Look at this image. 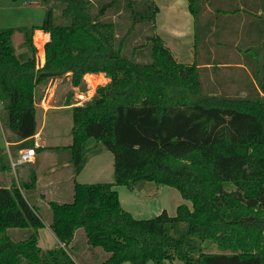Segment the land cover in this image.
Wrapping results in <instances>:
<instances>
[{"label": "trees", "instance_id": "obj_1", "mask_svg": "<svg viewBox=\"0 0 264 264\" xmlns=\"http://www.w3.org/2000/svg\"><path fill=\"white\" fill-rule=\"evenodd\" d=\"M42 1L47 5L42 22L21 29L30 54L26 60L20 61L12 46L14 30L0 29V109L6 130L24 140L20 148L33 147L36 87L70 74L72 87L85 90L86 74H104L109 81L96 88L91 101L71 108L72 141L65 148L77 175L87 161L86 140L94 138L112 153L113 182H74L70 202H50L49 228L58 245L43 251L37 230L44 223L21 191L35 188L36 175L22 186L10 174L9 154L0 149V172L9 176V186L0 187V264H76L66 248L77 229H83L87 245L109 254L102 264L175 259L264 264V55L253 94L211 95L202 91L196 65L176 62L155 35L146 38L149 61L136 60L135 50L131 58L124 55L114 23L101 20L120 0L104 2L95 15L91 0ZM54 3L61 7L56 17ZM187 3L196 22L202 0ZM123 5L132 26L152 30L158 11L153 0H123ZM36 30L48 35L42 67L32 42ZM72 97L67 93L65 105ZM140 182L173 187L191 207L177 206L174 216L163 210L135 219L121 207L114 186L133 189ZM226 183L234 189H224ZM10 228L33 232L14 242L5 235ZM204 241L219 252L205 253Z\"/></svg>", "mask_w": 264, "mask_h": 264}, {"label": "crops", "instance_id": "obj_2", "mask_svg": "<svg viewBox=\"0 0 264 264\" xmlns=\"http://www.w3.org/2000/svg\"><path fill=\"white\" fill-rule=\"evenodd\" d=\"M153 2L158 9L152 25L153 35L157 36L163 42L176 62L196 65L199 70L202 86V76L204 75V78L209 81L208 84L210 83L209 86L212 89V94H208L216 95L215 93H220L222 95H239L240 97H244L254 93V87L256 88L255 78L259 75L260 65L264 55V3H261V0H202L200 20L201 24L204 26L202 29V32H204V43L202 44L199 54L195 52L193 43L191 42V44H189V39L194 35L196 22H194V18L188 9L187 0H162L161 3H158L157 0H153ZM210 32L219 33L217 34L218 38L211 40ZM37 33L42 34L43 40L41 44L45 45L48 35L39 30L34 31L32 35L33 45L35 39L37 40ZM37 42L40 44L39 41ZM252 43L255 46L257 45L259 51L258 54L255 55L256 58H253V61L247 62L244 55ZM37 52L38 63L42 67L45 60L44 49L42 48L41 50L42 55L38 49ZM251 71L252 73L254 72L255 76L251 74ZM89 75H102L105 79L104 83L109 81L108 78L101 73L87 74L86 76ZM53 82L54 80H50L47 83L45 92H43V89L39 91L42 86L36 87L34 91L36 134L31 140L33 141V147L35 143H37V147L35 148H39V150H35V159L33 162L19 165L20 167L27 164L31 166L29 170H27V168H21L19 176L22 183L29 182L27 178H29L31 174L34 175L35 173L36 175L35 188L21 189L26 201L34 208L41 205L43 201L48 202V205L50 202L63 204L64 202H62L63 200L61 199L67 196L68 198L70 196L72 197L74 182L86 184L84 182H79L77 178L92 160H95L94 162L97 163H94L97 166V168L95 167L96 169L94 168L97 175L96 181L101 179V176H104L105 179L109 177L108 171L102 170L100 167L102 159L101 161L100 159H94L98 158V155L88 159L82 170L77 175H74L70 156L67 154V151H65L66 148L61 149V146L57 145L49 146L46 144V140L41 138L42 129L46 123V117L49 111L60 109L71 110V108L75 106V102H71V105H50L51 97H53L56 89V84L53 85ZM214 89H217V92H214ZM260 95H262V93H260ZM75 99L76 97H74L73 100L75 101ZM40 117L41 123L38 125ZM56 120L58 122L59 119L57 118ZM3 134L4 144H2V140H0V149L8 151L13 161V159H17L19 152L25 149L19 147L24 140H17L15 135L8 130L4 131ZM68 141L69 142L63 147H67L71 144L70 140ZM102 154L103 153H99V155ZM37 162L41 163L40 166H45L43 170L44 176L41 179L40 173L38 174L39 167L36 166V168H34ZM105 181L111 182L112 180ZM18 182L20 183V181ZM8 186L9 183L7 182L0 184V187ZM136 187L137 185L130 190V193H132ZM121 207L123 208V206ZM124 210L132 215L128 208ZM50 223L44 224V227L50 230ZM81 230L83 229H77L75 231L73 240L67 247L75 249L76 258L83 264H102L109 256V254L102 251V249L92 248L85 243L87 250L83 249L85 250L83 252L88 254L90 250L95 251L99 249L97 252H99L98 254L101 259L100 261H96L93 256L90 255L92 253L91 251V253L88 254V263L85 262L84 258H81L83 257L82 252L76 250L74 244L76 236L80 234L84 238V242H86L85 233L84 231L81 233ZM50 232L52 233L51 230ZM39 240L38 235V244ZM54 240L55 244L51 249L58 245L55 237ZM202 244L203 250H205V246H213L210 241ZM75 263L79 264L76 261Z\"/></svg>", "mask_w": 264, "mask_h": 264}, {"label": "rangeland", "instance_id": "obj_3", "mask_svg": "<svg viewBox=\"0 0 264 264\" xmlns=\"http://www.w3.org/2000/svg\"><path fill=\"white\" fill-rule=\"evenodd\" d=\"M121 2H116L118 5H113L112 7L108 8L104 14L103 17H101L103 21H111L115 25V33L117 37V41L123 38V45H124V55L128 58H131L129 54H132V51L135 50L134 57L138 61H149L148 58V51H149V42L146 39L147 37H150L153 35L152 30H150L148 25L144 24H135L132 26V21L129 17L130 11L126 9V7L123 5V0H120ZM158 3H161L162 0H157ZM104 2H110V0H91V13L93 15L97 14L100 8L102 7V4ZM264 3V0H261V3ZM51 5V4H49ZM54 16H58L60 13V5L53 4L52 5ZM201 7V5H200ZM47 5L42 0H0V29H13L14 33L11 37V43L15 50V53L20 61L26 60L30 54L27 49V47L24 45V32L21 31V29H26V31H29L33 26L39 25L43 18L44 13L46 11ZM262 10V9H261ZM201 17L200 14L197 17L196 24H195V31L194 35L191 36L189 39V44L191 42L193 43L194 50L197 54H199V51L202 47V44L204 43V32H202V29L204 26L201 24ZM58 24H63L64 21H55ZM212 28V27H211ZM34 33V32H33ZM219 33L216 32H210V39L215 40L218 38ZM33 41V39H32ZM35 42L38 44L37 40L35 39ZM41 46V47H40ZM192 46V47H193ZM252 43L250 44V48L245 53L244 58L247 59V62L253 61V58H256L255 55L258 54L259 48L257 45ZM43 45L38 44L37 49L39 48L40 52L42 50ZM36 49V56L38 57V52ZM42 53V52H41ZM251 74L254 75V72ZM68 74L65 77H61L58 79H55L53 82V85L56 84V89L54 92L53 97H51L50 105H62L65 104L67 93L72 92V99L71 102H76L73 100L74 97L78 99L79 96H84V99L86 102H90L95 90L98 86L104 85V81L101 82L102 75H94L93 80L96 81V85L92 86L88 82V77H83V80L81 82V85H83L85 90L80 89L79 87H72ZM205 76V75H204ZM202 76L203 86L202 91L204 93H211L212 89L208 84V80ZM255 76V75H254ZM101 83V84H100ZM47 87V84L45 86H42L39 91L45 92V88ZM71 87V88H70ZM74 88V89H72ZM211 89V90H210ZM214 92H217V89L213 90ZM43 94V93H42ZM76 94V96H75ZM212 94V93H211ZM216 95H222L220 93H215ZM91 95V96H89ZM228 97H240L239 95H224ZM39 102V101H38ZM83 103V102H82ZM81 105V104H80ZM59 119L58 122L56 119ZM6 114L3 108L0 109V140H2L3 143V132L6 131ZM41 123V117L39 119L38 125ZM71 127H72V114L71 110L69 109H60V110H52L49 111L46 117V123L42 129V137L46 140V144L49 146H61V149H64L68 140H72L71 137ZM85 149H86V156L87 160L93 158L95 155H98V158L94 159H102V162H100V167L102 170H107L109 173L108 179H105L104 176H101V179H98L96 181V172L94 171V168L97 166L95 160H92L80 173L77 180L79 182H84L86 184H94V183H111L113 181V156L112 153L108 150L104 149L101 145V143H98L94 138H88L85 143ZM4 152L8 154V151L5 149ZM67 151V154L70 156V152L68 149H65ZM99 153H103L102 155H99ZM13 161H16V158L13 159ZM91 161V160H89ZM88 161V162H89ZM95 163V164H94ZM41 163L37 162L34 165V168L38 166V174L40 173V179L44 176V168L45 166L41 165ZM23 165V164H22ZM31 166L24 165L23 167H20L18 164H16L14 167L11 166V172L10 174L15 178V180L18 182L20 181V184L23 186L25 183H22L20 179V170L21 168H27V170L30 169ZM95 168V169H96ZM101 172V171H100ZM35 174V173H34ZM32 175V174H31ZM31 175L29 178H27V181H30ZM26 180V179H25ZM105 180H112L111 182L105 181ZM7 182L9 183V176L7 173L0 172V184ZM19 183V182H18ZM25 190V188H23ZM224 189L227 191L233 190V186L231 184L226 183L224 185ZM114 190L117 191L118 196L121 200V206H123V209H129L132 213V216L135 219H148L153 218L157 215H159L163 210L166 211V213L169 216L175 215V209L177 206L181 204H185L188 207H191V203L187 200H184L179 192L170 186H164V185H156L152 182H140L137 184V187L133 190L132 193H130V190L126 186H114ZM72 192V191H71ZM68 196L63 200L62 202L68 203L72 200V197L70 196L68 199ZM51 200V199H50ZM37 213L41 217L44 224H48L51 222V211L48 205V202H42L41 205L38 207H35ZM83 233V230H81ZM31 228H10L5 231V235L10 238V240L14 242L18 241H24L26 240L32 233ZM39 233V234H38ZM37 234L39 235V244L38 247L42 249L43 251L51 249L53 245L55 244L54 237L50 230L47 227H42L37 230ZM83 235V234H82ZM205 243L207 241H204ZM203 242V243H204ZM84 242V238L79 234L75 238V247L76 250H80L83 254L85 262L88 263L89 258L88 254L91 253L92 250H90V253L85 254L83 251L87 250V246ZM213 244V243H212ZM203 245V244H202ZM67 252L71 256L73 260H75L77 263H81L75 255V249H72L71 247H67ZM85 249V250H83ZM99 249L92 251L90 254L93 256V258L96 261H100V255L97 252ZM205 253H218L219 250L216 247L215 244L213 246H205V250H203ZM93 264V263H92ZM123 264H130L128 262ZM146 264H154L152 261H148ZM167 264H184L183 262L175 259L172 262H167Z\"/></svg>", "mask_w": 264, "mask_h": 264}, {"label": "built area", "instance_id": "obj_4", "mask_svg": "<svg viewBox=\"0 0 264 264\" xmlns=\"http://www.w3.org/2000/svg\"><path fill=\"white\" fill-rule=\"evenodd\" d=\"M34 45H35V48L38 47V44L36 42L34 43ZM42 48L44 49V45H43ZM38 50H39V48H38ZM36 62H37V67H41L39 65V63H38V57L37 56H36ZM85 76H84V78H85ZM89 76H93V75H89ZM89 96H91V95H89ZM76 100L77 101L75 102V106H80V104L82 105L83 103H85L87 99L85 100L84 96L81 95V96L78 97V99L76 98ZM35 147H37V143H35L34 147L25 148V149L21 150L19 152V155H18L16 161H12V159L9 156L10 165L12 167H14L16 164L21 165V164H26V163L33 162L34 159H35Z\"/></svg>", "mask_w": 264, "mask_h": 264}, {"label": "bare ground", "instance_id": "obj_5", "mask_svg": "<svg viewBox=\"0 0 264 264\" xmlns=\"http://www.w3.org/2000/svg\"><path fill=\"white\" fill-rule=\"evenodd\" d=\"M42 40H43L42 34L37 33V41H39V43L41 44ZM86 77H88L87 79H88V82L90 83V85L95 86L97 84L96 81L93 80L94 76H86ZM100 79H102L101 82L105 81V79L103 77H100Z\"/></svg>", "mask_w": 264, "mask_h": 264}]
</instances>
